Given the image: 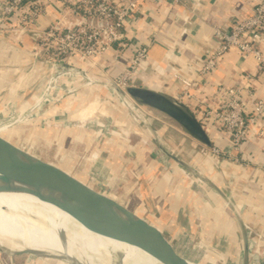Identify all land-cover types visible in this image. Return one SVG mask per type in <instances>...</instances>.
<instances>
[{
	"label": "crops",
	"instance_id": "0c3cea01",
	"mask_svg": "<svg viewBox=\"0 0 264 264\" xmlns=\"http://www.w3.org/2000/svg\"><path fill=\"white\" fill-rule=\"evenodd\" d=\"M37 1L42 12L39 15L41 28L61 19L60 9L70 5L64 0H53L45 8L43 0ZM258 1L183 0L175 4L170 0H147L127 26L128 46L115 45L106 53L103 62L108 73L116 76L128 66L134 47L149 44L148 70L135 75L132 78L134 84L180 100L201 123L199 102L217 106L218 101L224 98L220 89L225 86L241 88L244 109L252 113L254 101L264 100V75L256 72V61L252 57L244 59L236 49L227 52L217 71L208 76L200 90L195 91L193 99H180L184 86L176 75L193 80L201 63L216 46L214 27L231 29L235 22L252 13ZM68 17L74 21L72 15ZM187 19L192 25L185 22ZM9 49L16 53L10 45ZM26 53L29 52L26 50ZM115 54L118 55L117 60L113 58ZM52 71L51 64L40 58V106L41 103L43 105L40 124L43 126L54 125L56 117L77 113L82 106H75L73 111L71 106L64 105V100L42 98ZM248 73H254L250 81L244 77ZM83 87L82 101L86 103L91 99V89ZM31 115L36 114L32 111ZM157 116L152 115V124L160 125L162 134L159 132L153 142L145 135V140L131 145L123 141V145L131 146L128 150L121 147L122 144L112 147L118 153L115 156L119 157V162L116 160L118 163L115 164L110 158L106 160L107 169L118 173L130 163V170L138 175L140 195L136 205L142 211L130 210L156 226L169 240L183 235L189 241L203 244L209 251L208 255H213L211 259L218 263L226 264L225 260H230L232 264H250L248 261L264 264V133H260L264 131V121L252 126L248 139L242 145L244 163L248 162L245 165L221 160L212 152L211 148L215 146L228 155L237 154L229 134L218 131L215 124L203 123L212 142L211 146H206L175 125H164L165 119ZM47 132L43 129V136L46 137ZM173 137L179 142H175ZM167 146L171 155L163 163L156 151H163ZM126 154L129 158H125ZM245 226L263 235L262 238H254L259 253L255 260H251L247 249ZM206 256L200 260L207 261L209 258Z\"/></svg>",
	"mask_w": 264,
	"mask_h": 264
},
{
	"label": "rangeland",
	"instance_id": "374dc122",
	"mask_svg": "<svg viewBox=\"0 0 264 264\" xmlns=\"http://www.w3.org/2000/svg\"><path fill=\"white\" fill-rule=\"evenodd\" d=\"M23 27L15 17L0 27V137L7 143L10 141L55 164L83 183L116 198L124 206L128 205L129 210L135 209L141 213L142 210H138L139 206L136 205L140 195L139 179L136 171L130 170V163L123 164L118 173L109 167L107 169V159L114 160L115 164L119 162V157L115 156L118 153L112 147L121 144V147H124L123 141L128 145L143 141L144 135L151 141L157 138L160 125L152 124L151 118L145 120L152 115L157 116L156 114L158 118L165 119L164 125L171 123L191 136L175 121L155 110H152L150 115H145L142 120L145 113L137 109L138 103L126 91L129 86L138 85L129 77L125 85H117V76L121 72L113 76L107 69L101 70L98 65L88 72L91 80L78 79L77 87H73L74 92H66V89H63L58 94L59 101L64 100V105L71 106L73 111L75 106L78 108L82 105L77 109V113L70 112V115L56 117L54 125L43 126L40 124V108L43 107L42 103L40 106V49L35 48L40 39L32 32L23 30ZM3 45H7L6 48ZM9 45L16 49L15 54L9 49ZM26 50L29 53H26ZM47 82L49 83V78ZM84 83L91 89V99L86 103L82 101ZM49 93L47 90L46 95ZM47 96L46 100H49ZM132 106H135L134 110ZM32 111L36 115H31ZM43 129L48 131L47 134L44 133L46 137L43 136ZM54 132L56 135H53ZM174 140L179 142L177 138ZM127 144L125 148L128 150L131 146ZM167 144L169 145L168 142ZM163 148V151L171 155L168 146ZM7 149L9 155L15 152V148L9 144ZM159 154L157 150V157ZM127 155L125 158H129ZM42 194L46 193L42 191ZM183 239L189 243V254L185 253L183 243L181 244ZM170 241L174 247L178 243L176 251L180 255L198 264H222L211 259L213 255H208L209 251L203 244L189 241L183 235ZM176 241L178 242L175 243ZM205 256L209 259L199 263ZM210 259L212 262H209ZM226 261V264H232L230 260ZM70 262L53 256H36L29 253L10 256L0 249V264H73ZM248 262L251 264V261Z\"/></svg>",
	"mask_w": 264,
	"mask_h": 264
},
{
	"label": "built area",
	"instance_id": "2783aa9c",
	"mask_svg": "<svg viewBox=\"0 0 264 264\" xmlns=\"http://www.w3.org/2000/svg\"><path fill=\"white\" fill-rule=\"evenodd\" d=\"M51 1L53 0H43V7L46 8ZM64 1L70 5L60 9L61 19L41 28L39 15L42 12L37 0H0V27L15 17L24 25L23 30L32 32L40 39V43L35 44V48L40 49V58L47 60L53 70L49 83L47 82L42 92V98L46 99V91H50L48 94L50 101L58 98V94L63 89H66L64 90L66 92L68 90L74 92L73 87H77L78 79L91 80L88 72L93 66L98 65L101 70L107 69L103 58L115 45L122 48L128 46L127 26L132 23L133 15L139 12L141 5L147 0ZM170 1L175 4L183 2V0ZM69 15L74 17V21L69 20ZM185 22L192 25L190 19ZM214 39L215 48L201 63L193 80L176 75L184 86L180 99H193L195 91L200 90L208 76L217 71L222 58L233 49L238 50L244 59L252 57L256 61V72L264 75V0H259L252 13L235 22L231 29L215 26ZM149 49V44L133 48L128 66L117 76V85H125L128 77L133 78L148 70ZM113 58L117 60L118 55L115 54ZM253 74L248 73L244 77L250 81L254 77ZM62 79L65 80L61 82ZM220 91L224 93V98L218 101V105L210 106L201 101L198 105V113L203 123L211 122L218 131L229 134L232 147L237 154L228 155L215 146L211 150L221 160L248 165L247 161L244 163L242 157V145L248 139L252 126L261 120L264 121V100L256 99L253 112L248 113L244 109L241 88L225 86ZM177 101L182 103L180 100ZM138 106L137 109L145 113L142 120L145 115H150L149 111ZM132 107L134 110L135 106ZM149 118L152 119V116L145 120ZM260 133L263 134L264 131ZM159 152L160 160L163 163L167 162L166 158L169 155L166 151ZM245 230L248 237V252L251 260H255L259 253L254 238L256 236L262 238L263 235L255 233L249 226H245Z\"/></svg>",
	"mask_w": 264,
	"mask_h": 264
},
{
	"label": "water",
	"instance_id": "95a60500",
	"mask_svg": "<svg viewBox=\"0 0 264 264\" xmlns=\"http://www.w3.org/2000/svg\"><path fill=\"white\" fill-rule=\"evenodd\" d=\"M126 91L143 109L150 113L152 110L163 113L192 138L211 146L203 124L184 104L143 86L132 85ZM8 142L0 137V192L9 190L14 180L26 183L35 194L66 211L93 232L124 238L152 255L164 258L169 264H189L162 231L116 198L83 183L29 150ZM8 144L15 148L12 155L8 154ZM172 158L184 164L176 156Z\"/></svg>",
	"mask_w": 264,
	"mask_h": 264
},
{
	"label": "bare ground",
	"instance_id": "6f19581e",
	"mask_svg": "<svg viewBox=\"0 0 264 264\" xmlns=\"http://www.w3.org/2000/svg\"><path fill=\"white\" fill-rule=\"evenodd\" d=\"M10 186L0 192V249L10 256H53L73 264H169L124 238L89 230L26 183L14 180ZM182 243L189 254V243Z\"/></svg>",
	"mask_w": 264,
	"mask_h": 264
}]
</instances>
